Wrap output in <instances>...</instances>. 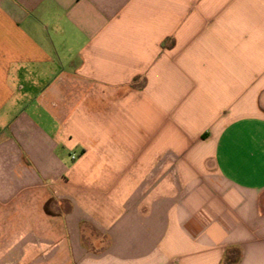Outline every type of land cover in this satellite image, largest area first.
Listing matches in <instances>:
<instances>
[{"label":"crops","instance_id":"obj_1","mask_svg":"<svg viewBox=\"0 0 264 264\" xmlns=\"http://www.w3.org/2000/svg\"><path fill=\"white\" fill-rule=\"evenodd\" d=\"M0 264H264V0H0Z\"/></svg>","mask_w":264,"mask_h":264},{"label":"built area","instance_id":"obj_2","mask_svg":"<svg viewBox=\"0 0 264 264\" xmlns=\"http://www.w3.org/2000/svg\"><path fill=\"white\" fill-rule=\"evenodd\" d=\"M77 157H78L77 155H73V157H72V158L75 160Z\"/></svg>","mask_w":264,"mask_h":264}]
</instances>
